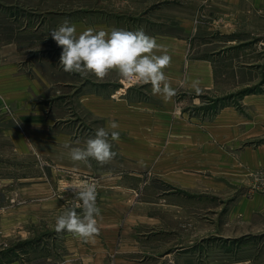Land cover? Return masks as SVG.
I'll list each match as a JSON object with an SVG mask.
<instances>
[{"label": "rangeland", "instance_id": "obj_1", "mask_svg": "<svg viewBox=\"0 0 264 264\" xmlns=\"http://www.w3.org/2000/svg\"><path fill=\"white\" fill-rule=\"evenodd\" d=\"M65 20L186 37L182 69L188 70L189 63L191 69L196 66L191 75L185 70L183 78H175L173 109L125 111L112 106L106 111L109 121L119 124L120 133L119 141H110L117 156L108 164L127 165L128 170L140 165L144 171L139 178L127 174V188L112 184L105 192L97 188L99 234L111 241L102 242L101 253L87 254L95 255L100 264L103 260L158 264V256L172 251L176 264H264V166L252 167L244 159L247 149L264 146V0H0L4 42L19 36L24 27L37 26L46 45L34 51L55 49L60 55L62 49L49 34ZM205 58L213 61L212 74L198 66ZM193 81L199 83L200 94ZM127 83L142 87L148 98L160 97L152 95L151 85ZM11 113L1 104L0 118ZM65 119L77 123L74 133L84 139L94 137L98 127L108 129L102 117L83 108ZM18 126L26 136L42 130L21 122ZM205 135H212L207 136L210 142H204ZM29 139L34 155L28 157L0 138V165L8 160L16 166L32 164L31 173H15L30 178L29 182L16 181L0 190V201L14 200L13 208L7 207L14 212L15 242L22 240L18 231L25 225L32 239L49 231L55 224L52 214L70 208L75 197L74 190L54 183L42 188L33 166L44 165L46 143L33 136ZM211 144L217 152L209 149ZM245 201L253 202V211L245 209ZM5 210L0 207V237L2 227L4 232L12 227ZM183 247L188 249L180 251ZM82 255H75V260ZM38 257V251H33L29 264H43ZM62 257L68 259L70 254Z\"/></svg>", "mask_w": 264, "mask_h": 264}, {"label": "crops", "instance_id": "obj_2", "mask_svg": "<svg viewBox=\"0 0 264 264\" xmlns=\"http://www.w3.org/2000/svg\"><path fill=\"white\" fill-rule=\"evenodd\" d=\"M72 24L76 26L77 35L88 27L108 32L113 29L106 24L98 22L75 21ZM21 32L22 35L6 39V42L2 41L0 36V95L2 104L12 110L11 114H6L0 118V123L2 124L0 138L8 140L14 152L16 151L17 154L28 157L34 155L33 142L29 137L39 138L41 142L46 143L45 147L47 149L45 148L42 151L43 153L45 152L46 158L44 159V165L36 164L33 166L36 169H34L35 172L37 171L40 175V180L42 178V188L45 186V189H48L54 183L55 187L73 191L75 187L84 181L95 182L97 188L102 192L111 188V184L119 189L127 188L126 175L132 174L139 178L144 171L140 165L129 166L130 170H128L127 165L110 166V164H105L101 166L95 163V160L90 159L89 163L91 166L89 167L84 163H74L70 160L69 147H65V145L83 147L85 141L93 136H87L85 139L84 136H77L74 133V129L78 126L76 125L77 123L68 121L65 119L66 116L74 110L78 112L79 108H83L91 113L92 116L97 113L99 117H102L104 123L106 122V125H108L110 121L109 114L106 111L110 110L112 106L114 108L117 106V108L125 111L144 108L169 110L174 108L173 97L167 103L160 98L161 96L148 98V94L142 87H131L115 71H112L103 80L97 79L91 74L84 79L78 73H66L59 64L60 55L55 49L47 50V48H42V51H34L37 46L46 45V40L42 36H38L41 32L37 26L30 27L29 25L24 27ZM27 35L34 37L27 38ZM150 36L155 37L159 44L164 45L168 54L172 57L171 66L164 71L169 76L173 87L176 81L175 78H183L186 74L185 66L184 69H182V66L185 63V56L188 51V40L186 37L170 34L162 36L160 34H152ZM156 54L160 55L162 53L157 52ZM208 60L206 58L200 60L198 66L203 71L212 74L213 61ZM188 65L189 69L186 72L188 71V74L191 75L190 72L196 66L192 64L191 69L190 63ZM125 116L123 117L127 118ZM217 117L218 115L215 116V119ZM20 122L23 125L42 130L37 129L39 135L29 133L26 136L27 134L23 127L20 128L18 126ZM55 125L57 126V131L52 132V129H55ZM207 136L212 137V135H205L204 142H210ZM214 140L215 142L217 141L216 139ZM77 141L80 143L77 144ZM208 147L210 150L217 152L216 146L213 144ZM47 152H52L53 155ZM218 156L221 158L220 154ZM244 159L246 162H250L252 167L264 166V146L257 150L247 149L244 152ZM23 163L27 164L16 166L13 161L8 160L5 164L0 165V190L4 191V188L14 186L13 184L16 181L29 182L30 178L26 176H15V173L21 175L31 173L32 164ZM248 166L250 167L249 163ZM3 173H6V175L3 176ZM95 178L98 179L96 180ZM138 181L140 182V179ZM2 201H0V207L6 208V213L9 212L6 218L8 223L12 222V227L7 226L6 232H4L5 227H2L0 264H29L31 263L32 252L36 250L39 253L38 259L43 264H100V260L95 255L87 253L96 250L100 252L99 249H101L100 245H103L102 242L107 245L111 241H108L105 235L99 234L94 240L86 242L67 231L57 233L55 228L50 226L51 229L49 231H44L37 239H32L31 231L30 229L27 230L25 225L26 228L23 226V231H18V234L22 235V240L16 241V243L14 238L16 233L14 229V212L7 207L13 208L14 200L6 197V202ZM47 202H50L51 205H58L59 201ZM251 203L252 205H250ZM244 204L247 211H253L252 201H245ZM49 213L51 215L52 210ZM60 214L62 213L54 212L52 214L54 220L51 219L54 223L56 217ZM0 221L2 220L0 219ZM162 237L164 235H160L158 238ZM96 246L97 248H95ZM187 249L183 247L180 251L185 252ZM65 252L70 254V258L63 260L62 255ZM79 254L84 255L81 256L80 261L75 260V255ZM175 255L176 252L172 251L167 253V255L158 256L155 261L158 264H176ZM146 263H133L130 260L119 261V264ZM103 264L108 263L103 260Z\"/></svg>", "mask_w": 264, "mask_h": 264}, {"label": "clouds", "instance_id": "obj_3", "mask_svg": "<svg viewBox=\"0 0 264 264\" xmlns=\"http://www.w3.org/2000/svg\"><path fill=\"white\" fill-rule=\"evenodd\" d=\"M49 35L62 49L59 64L66 73H78L81 77L91 74L103 80L115 71L122 80L136 85H151L152 95L161 96L165 103L177 94L164 71L171 66L172 57L164 45L142 28L134 31L113 28L108 32L88 27L77 35L76 26L65 20ZM157 52L162 54L157 55ZM192 87L198 94L201 93L197 81H193ZM118 128L119 124L112 120L107 130L98 127L94 137L88 138L83 147L65 145L69 147L70 160L89 167L90 159L101 166L110 163L117 156L110 141H119ZM74 191L72 206L55 219V231H67L86 242L94 240L100 233L101 217V209L97 205V185L84 181Z\"/></svg>", "mask_w": 264, "mask_h": 264}, {"label": "built area", "instance_id": "obj_4", "mask_svg": "<svg viewBox=\"0 0 264 264\" xmlns=\"http://www.w3.org/2000/svg\"><path fill=\"white\" fill-rule=\"evenodd\" d=\"M1 104H2V103H1V96H0V109H1Z\"/></svg>", "mask_w": 264, "mask_h": 264}]
</instances>
